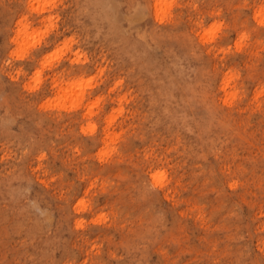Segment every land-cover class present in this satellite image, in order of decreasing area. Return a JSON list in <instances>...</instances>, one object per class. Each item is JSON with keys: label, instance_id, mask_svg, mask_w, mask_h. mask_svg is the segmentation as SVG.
<instances>
[{"label": "rangeland", "instance_id": "obj_1", "mask_svg": "<svg viewBox=\"0 0 264 264\" xmlns=\"http://www.w3.org/2000/svg\"><path fill=\"white\" fill-rule=\"evenodd\" d=\"M0 264H264V0H0Z\"/></svg>", "mask_w": 264, "mask_h": 264}, {"label": "bare ground", "instance_id": "obj_2", "mask_svg": "<svg viewBox=\"0 0 264 264\" xmlns=\"http://www.w3.org/2000/svg\"><path fill=\"white\" fill-rule=\"evenodd\" d=\"M24 28H25V27H24ZM24 28H23V29H24ZM23 29H22V30H23ZM18 33H20V31H18ZM72 81H73V80H72ZM65 84H66V83H65ZM69 84H71V82H70ZM71 87H73V85H72ZM68 90H69V89H68Z\"/></svg>", "mask_w": 264, "mask_h": 264}]
</instances>
